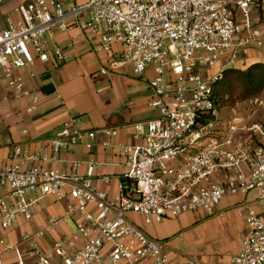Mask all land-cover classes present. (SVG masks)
<instances>
[{
	"label": "built area",
	"instance_id": "1",
	"mask_svg": "<svg viewBox=\"0 0 264 264\" xmlns=\"http://www.w3.org/2000/svg\"><path fill=\"white\" fill-rule=\"evenodd\" d=\"M16 12L0 28V81L17 98H32L29 111L42 98L29 90L23 70L67 61V48L55 39L78 26L94 51L111 55L103 74L126 64L136 75L154 70L150 106L159 116L134 125L142 144H117L127 171L116 197L92 185L99 163L90 162L86 175L27 167L40 153L15 145L12 163L0 168V264H8L9 252L15 264L29 256L36 264H169L167 242L150 237L129 214L162 223L199 209L213 213L225 196L253 191L260 208L239 210L247 230L232 264H264V93L228 108L234 110L227 116L214 99L227 69L248 68L256 62L252 53L264 54V0H23ZM116 135V128L85 130L73 119L47 149L59 162L63 149L91 148L100 136L111 146ZM47 195L72 200L65 215L77 217L76 230L43 248L39 238L61 221L53 216L20 244L8 242L4 234L20 219L31 221Z\"/></svg>",
	"mask_w": 264,
	"mask_h": 264
},
{
	"label": "crops",
	"instance_id": "2",
	"mask_svg": "<svg viewBox=\"0 0 264 264\" xmlns=\"http://www.w3.org/2000/svg\"><path fill=\"white\" fill-rule=\"evenodd\" d=\"M75 1L83 4L87 0ZM10 7L15 10L17 18L18 5ZM7 25L8 22L4 27ZM55 41L67 48V61L59 64L37 61L34 66L23 70L29 90L42 98L32 111H29L32 98H17L14 90L5 81H0V168L12 163L15 145H20L31 154L40 153V159L29 161L27 167H57L67 173L86 175L88 164L95 162L99 163V167L89 177L92 185L109 196L116 197L120 193V181L127 171L125 158L117 144H142L144 139L136 134L134 125L159 116V111L150 106L155 97L149 85L150 79L154 77V70L149 69L143 75H136L132 65L126 64L103 74L101 71L108 67L111 55L94 51L78 26L58 33ZM120 49L121 46L115 44L114 51ZM251 57L256 62H264L259 53H252ZM73 119L85 130L116 128L117 135L111 139L112 145L103 146L100 141L105 138L100 136L97 141H90L91 148L78 143L61 150L59 162L51 160L53 152L47 149V142L56 137ZM105 177L110 180L105 181ZM71 202L69 197L62 200L52 195L43 197L39 201L35 217L31 221L20 219L4 237L10 243L20 244L27 233L40 231L51 217L58 216L61 221L55 230L47 232L38 240L43 248L50 247L57 238L76 230L77 217L65 215ZM249 204L256 209L260 208L255 191L225 196L213 213L199 209L181 215L191 219L192 224L195 223L194 215L199 216L196 222L205 217L215 218L202 231V235L205 234V237H201L202 240L191 235L182 245L171 241L177 235V228L175 223H171V219L146 224L141 215L131 213L129 218L150 237L167 242L169 264H188L194 259L204 264H232V258L240 250L242 235L247 230L245 217L239 210ZM208 241H212V244L216 242L215 247L221 244L224 249H204V243ZM24 247L25 250H30L26 244ZM2 252L3 246L0 244V253ZM5 259L8 264L16 262L13 252L5 254ZM55 261L60 262L59 259ZM27 264H36L35 258L29 256Z\"/></svg>",
	"mask_w": 264,
	"mask_h": 264
},
{
	"label": "trees",
	"instance_id": "3",
	"mask_svg": "<svg viewBox=\"0 0 264 264\" xmlns=\"http://www.w3.org/2000/svg\"><path fill=\"white\" fill-rule=\"evenodd\" d=\"M264 93V62L248 68H230L214 86V99L219 110L233 108Z\"/></svg>",
	"mask_w": 264,
	"mask_h": 264
},
{
	"label": "rangeland",
	"instance_id": "4",
	"mask_svg": "<svg viewBox=\"0 0 264 264\" xmlns=\"http://www.w3.org/2000/svg\"><path fill=\"white\" fill-rule=\"evenodd\" d=\"M22 1L23 0H6L4 3L0 4V26L1 27L5 26V24L8 22V19L15 20V18H16L15 10L13 8H11L10 6L16 5V4L19 5ZM260 56H261L260 59L264 60V54H261ZM242 107H243L242 109H244V107H246V106L242 105ZM233 110L234 109H228V108L226 109L225 108L222 111V115H226V116L231 115V114H233L232 113ZM198 217L199 216L194 215L193 219L195 220V223H193V224L190 223L191 219H189L188 217H182L181 216V217H177V218H170L172 220L171 223H175V227L177 228V235L175 237H172L171 241L176 242L178 245L179 244L182 245V244H185L187 242V240H189L191 238V235L195 236V238L198 240H202L201 237L202 236L205 237V234L202 235V231H204V229L206 228L205 226L211 224V222L215 218L205 217L202 221L196 222ZM139 227H141V226H139ZM215 243L216 242H213V244H212V241L211 242H209V241L205 242L204 243L205 244L204 249L209 250L210 248H214L213 249L214 251L224 249L223 245H221V244H220V246L216 245V247H215V245H214ZM187 258H189V257H187Z\"/></svg>",
	"mask_w": 264,
	"mask_h": 264
}]
</instances>
